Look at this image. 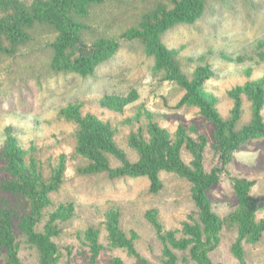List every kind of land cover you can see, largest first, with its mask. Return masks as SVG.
Segmentation results:
<instances>
[{
  "label": "rangeland",
  "instance_id": "rangeland-1",
  "mask_svg": "<svg viewBox=\"0 0 264 264\" xmlns=\"http://www.w3.org/2000/svg\"><path fill=\"white\" fill-rule=\"evenodd\" d=\"M177 2L110 0L93 5L86 39L89 43L103 37L120 42L117 53L93 74L52 71L51 43L56 36L51 34L39 35L30 47L0 61V183H13L4 155L10 136L23 149L25 164L31 167L35 159L46 179L64 160L62 185L51 193V205L35 225L56 244V264H197L189 248L178 247L185 224L199 218L191 182L174 172H162L163 187L152 192L148 177L112 179L107 173H80L78 168L88 161L75 150L78 125L61 114L63 108L74 105L81 115L91 113L109 123L116 144L133 161L138 154L130 136L150 123L171 134L183 128L194 138L206 135L205 168L217 165L215 125L199 107L184 100L187 92L175 79L155 68L156 61L145 52L143 42L126 34L145 15L162 7L169 11ZM161 39L177 52L190 79L198 67L211 66L213 76L204 83L203 93L224 119L232 116L236 89L249 81L264 82V0H210L202 16L193 23L172 26ZM134 91L137 97L123 110L101 104L106 95L129 97ZM241 98L237 129L248 125L253 116L251 100L243 93ZM182 158L190 163L193 156L184 148ZM112 164L118 165L114 157ZM234 178L254 182L251 196L256 219L264 221V138L248 141L235 151L220 181L208 192L213 211L222 219L220 242L210 253L216 264H241L233 250L240 235ZM63 205L68 207L64 216L59 213ZM29 211L26 198L0 188V222L6 215L10 219L20 263L40 264L38 249L22 229ZM111 212L118 217L116 237L109 228ZM242 247L245 264H264V232L258 241L244 240ZM7 253L0 244V264L10 263Z\"/></svg>",
  "mask_w": 264,
  "mask_h": 264
},
{
  "label": "trees",
  "instance_id": "trees-1",
  "mask_svg": "<svg viewBox=\"0 0 264 264\" xmlns=\"http://www.w3.org/2000/svg\"><path fill=\"white\" fill-rule=\"evenodd\" d=\"M105 1L110 0H33L31 3L24 0H0V61L5 57H14L24 48L30 47L39 35L51 34L56 36L51 43L52 71L72 72L82 76L93 74L99 64L114 56L120 48V42L116 39L103 37L91 43L86 39V31L91 28L94 18L91 16V9L93 5ZM209 1L179 0L169 11L162 7V10L145 15L140 25L132 27L126 34L130 39L143 42L145 52L156 61L155 68L167 78L175 79L187 92L184 100L199 107L201 113L215 125L213 148L219 159L217 165L209 170L205 168L204 154L208 146L206 135L194 138L187 135L183 128L171 134L158 124L150 123L130 136V145L138 154V159L133 161L116 144L115 131L109 123L91 113L81 115L78 106L69 105L61 110L64 117L78 125L75 150L88 161L85 166L78 168L80 173H107L112 179L148 177L152 192L162 189V172H174L191 182L192 197L199 218L192 224H185V236L179 240L178 247L189 248L190 255L197 264H216L210 253L220 242L222 219L213 211L209 190L220 181L235 151L248 141L264 138L263 81H249L244 87L236 89L232 95L235 100L232 116L224 119L215 108L214 101L203 93L204 83L213 76L211 66L198 67L190 79L182 68L177 52L168 49L162 42V34L172 26L193 23L202 16ZM241 93L251 100L253 116L248 125L237 129L242 112ZM131 95H106L101 104L120 111L137 97L135 91ZM184 148L193 156L190 163L182 158ZM4 155L14 178L13 183L7 180L6 183H0V186H5L0 188H7L29 201L30 211L22 223V229L38 249L40 264H56V244L50 239V234L37 231L35 225L51 205V193L62 185L64 160L46 179L35 159L32 160L31 167L25 164L23 149L12 136L9 137ZM112 157L117 160L118 165L113 166ZM253 184L252 180L246 178H234V189L240 204L236 216L240 235L233 250L241 264H245L242 242L258 241L264 232V221L258 222L256 219L251 196ZM67 208L63 205L59 213L64 216ZM108 215L111 221L110 231L116 237L119 232L117 213L111 212ZM0 233H4V236H0V244L7 249L8 257L11 258L9 264H21L15 250L17 244L12 243V228L7 215L0 222Z\"/></svg>",
  "mask_w": 264,
  "mask_h": 264
}]
</instances>
